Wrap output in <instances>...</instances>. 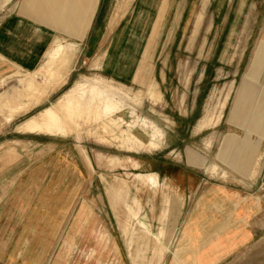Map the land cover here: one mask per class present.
<instances>
[{"label":"rangeland","instance_id":"rangeland-1","mask_svg":"<svg viewBox=\"0 0 264 264\" xmlns=\"http://www.w3.org/2000/svg\"><path fill=\"white\" fill-rule=\"evenodd\" d=\"M9 1L0 0V20ZM103 2L84 44L56 40L33 72L11 65L0 77V169L15 173L18 159L21 168L47 149L68 151L69 162L85 153L92 171L83 161L90 175L81 176L75 211L84 205L88 216L71 220L75 239L66 249L64 233L50 264H107L112 255L131 264L144 243L147 257L170 264L175 241L169 245L154 226L162 184L184 201L178 229L190 213L224 225L231 212L239 216L231 205L241 199L250 217H264V143L250 127L261 98L253 83L263 81L248 80L264 73V0ZM241 85L252 90L239 94ZM112 180L134 200L135 217L116 210L106 190ZM199 201L203 208L194 209ZM102 225L114 251H97ZM260 227L251 221L242 230ZM182 259L195 264L191 255Z\"/></svg>","mask_w":264,"mask_h":264},{"label":"crops","instance_id":"crops-1","mask_svg":"<svg viewBox=\"0 0 264 264\" xmlns=\"http://www.w3.org/2000/svg\"><path fill=\"white\" fill-rule=\"evenodd\" d=\"M12 1L13 6L7 8L0 20V77L11 65L19 71L33 72L56 40L84 44L97 16L105 9V0H10L6 4ZM261 32L264 33V26ZM262 37L264 49V34ZM138 77L136 82L140 84L141 76ZM256 78L263 82L253 83L258 86L253 90L258 88L261 98L252 112L250 127L258 141L264 143V73L248 80ZM238 90H244L239 94L246 95L252 86L241 85ZM35 141L49 147L56 142L43 138ZM67 154L68 151L47 149L35 162L21 168L23 161L18 159L19 169L15 173L14 167L0 169V176L10 178L0 181L2 186L7 181V188L0 186V264H50L63 234L66 249L75 239L70 235V224L73 219L79 221L88 216L82 213L84 205L76 211L75 207L79 202L81 176L90 173L80 153L76 151L79 159L70 162ZM179 172L182 176L187 174L185 170ZM249 179L255 180L250 176ZM157 202L160 211H155V230L169 245L175 241L170 264H185L182 259L185 255L193 256L195 264H264V231L242 230L251 221L261 228L264 217L256 214L250 217V206L243 199L231 205L238 209L239 216L231 212L224 225L218 226L220 221L216 216L190 213L179 229L183 199L169 191L167 184H162L158 187ZM200 204L199 201L194 209L203 208ZM255 204L257 212L263 208L259 197ZM198 223L205 227L197 229ZM209 223L215 225L214 230H204ZM226 225H231V230L225 231ZM97 231V251L105 252L110 247L106 230L102 225ZM116 260L112 255L111 261H106L116 264Z\"/></svg>","mask_w":264,"mask_h":264},{"label":"bare ground","instance_id":"bare-ground-1","mask_svg":"<svg viewBox=\"0 0 264 264\" xmlns=\"http://www.w3.org/2000/svg\"><path fill=\"white\" fill-rule=\"evenodd\" d=\"M35 86H36V89H37V85H35ZM82 153H83L82 154V157H83V161H84L85 165L87 166V168H88L89 171H92L91 168H90V165L88 163V159L85 158V153L84 152H82ZM106 190L108 191L109 195H111L110 197L115 198L117 200V208H116V210H118L119 212H122L123 214H125L127 216H130L131 215L132 217H135V213L134 212H137L138 211V207L135 205L134 200L128 195V192H127L126 188L122 184H120V182L118 180H112L110 183H108V185L106 186ZM129 238L135 239V234L133 233L131 235V237H129ZM127 242H128V244L131 243L129 240ZM161 247H165V246L163 245ZM145 248H146V244L144 243L141 246L140 249H136L135 248L132 251V253L130 254V262H131V264H163V262L165 260V257L164 256H162L160 254L153 253L152 255H150V256L147 257L146 256ZM152 250L155 251V249H152Z\"/></svg>","mask_w":264,"mask_h":264}]
</instances>
